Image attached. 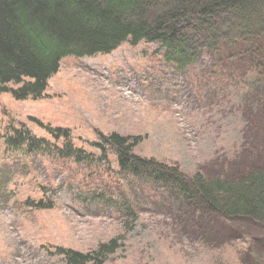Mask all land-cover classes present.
<instances>
[{"label": "rangeland", "instance_id": "obj_1", "mask_svg": "<svg viewBox=\"0 0 264 264\" xmlns=\"http://www.w3.org/2000/svg\"><path fill=\"white\" fill-rule=\"evenodd\" d=\"M213 56L180 73L163 62L159 44L123 43L110 55L64 59L37 100L0 93V264H65L57 248L85 254L116 238L119 248L104 264H264L252 240L264 237L263 228L221 219L239 232L221 242L220 226L211 225L217 221L207 225L181 212L164 189L121 174L113 152L106 148L101 158L95 146L99 135L140 137L134 155L188 177L236 169L244 160L250 166L241 174L264 164V153L247 160L244 150L264 145L249 132L250 110L258 108L253 70L247 60L232 69ZM38 123L66 129L71 144L94 160L58 159L53 146L27 156L5 148L3 136L21 124L63 146ZM40 200L51 209L24 205ZM125 204L134 217H125Z\"/></svg>", "mask_w": 264, "mask_h": 264}, {"label": "trees", "instance_id": "obj_2", "mask_svg": "<svg viewBox=\"0 0 264 264\" xmlns=\"http://www.w3.org/2000/svg\"><path fill=\"white\" fill-rule=\"evenodd\" d=\"M263 39L264 0H0V93H10L16 101L37 100L65 58L107 55L123 43H158L163 61L180 73L206 53L214 54L211 59L229 62L232 69L247 60L254 73L252 93L258 104L255 112L250 110L254 121L249 132L264 141ZM10 84L16 87L10 88ZM38 126L54 141L62 140L63 146L36 138L21 126L3 136L5 148L27 156L44 154L53 146L58 159L76 163L94 160L93 155L73 147L66 129ZM99 136L102 144L95 146L100 148L101 158L106 157L108 148L121 174L164 189L181 212L197 216L207 225L210 220L217 221L211 225L220 226L215 233L221 242L239 237V232L223 225L221 219L264 229V164L241 174L250 166L244 160L236 169L208 173L207 177L196 172L187 177L177 166L134 155L140 137ZM244 150L249 160L264 153V145L257 141ZM24 205L51 209L44 200L25 201ZM125 210L126 218L134 217L129 205L125 204ZM252 240L264 251V237ZM118 248L116 238L85 254L69 248L56 250L65 264H104Z\"/></svg>", "mask_w": 264, "mask_h": 264}]
</instances>
